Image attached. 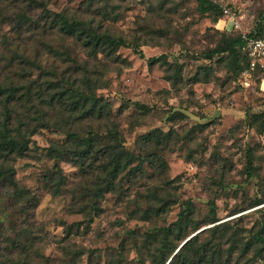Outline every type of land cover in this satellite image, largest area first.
<instances>
[{
    "label": "rangeland",
    "instance_id": "1",
    "mask_svg": "<svg viewBox=\"0 0 264 264\" xmlns=\"http://www.w3.org/2000/svg\"><path fill=\"white\" fill-rule=\"evenodd\" d=\"M35 1L0 0V84L9 77L19 87L27 84L28 80L17 75L21 67L17 64L19 56L12 57L15 50L18 54L26 50L28 57L40 65L41 69L35 66L28 70L29 79L41 75L40 81L49 77L46 74L50 69L58 76H67L74 59L87 68L88 74L104 80V86L91 94L108 101L112 111L109 120L89 125L102 130L115 126L127 148L146 155L144 173L129 176L128 181L124 178L120 193H107L98 200L102 210L97 215L87 199L80 196L82 190L76 191L83 178L70 162L59 163L68 184L54 196L45 180L54 161L44 148L62 140L68 126L57 108L45 117L50 123L56 121L57 127H38L40 124L33 118L39 119L40 109H46L40 107L44 106L33 94V87L35 107L27 110L30 103L22 105L23 101L13 107L14 126L23 125L21 131L29 139V146L9 164L19 185L34 196V204L23 208L18 204L6 218L15 225L20 221L27 224L39 239L35 255L58 263L62 247L73 242L85 251L79 264H87L90 249L92 259L102 264L107 253L118 248L127 229L142 236L157 232L177 218L181 201L187 199L199 217L205 215L209 200L214 199L218 222L239 218V224L246 229L264 217V202L253 203L264 197V91L255 74L248 76L216 57L208 60L201 55L215 46L220 36L217 31L234 35L251 30L264 11V0H211L220 5L221 18L225 20L216 23L200 13L196 0ZM43 7L90 21L100 31L121 36L130 44L116 48L114 56L97 53L94 57L78 41L56 29L40 26L34 35L23 31V26L17 31L16 15L26 11L38 22ZM224 8L230 10L238 28L224 15ZM132 45L141 49L143 57L135 53ZM150 57H155L151 63ZM178 67L179 77L175 78ZM79 72L78 69L74 75ZM85 123L78 128L87 129ZM154 128L172 130L175 136L159 146L141 143L140 135ZM247 151L252 155L251 177L246 174ZM154 153L166 159L163 172L154 162ZM155 186L163 195L166 191L161 186L165 187L174 202L163 212L150 214L147 195ZM77 222L78 234L66 240L65 228ZM138 258L128 243L124 264H138ZM143 264H151L148 256ZM258 264H264V260Z\"/></svg>",
    "mask_w": 264,
    "mask_h": 264
},
{
    "label": "trees",
    "instance_id": "2",
    "mask_svg": "<svg viewBox=\"0 0 264 264\" xmlns=\"http://www.w3.org/2000/svg\"><path fill=\"white\" fill-rule=\"evenodd\" d=\"M196 2L200 13L210 18L212 23H216L222 17V8L218 3L211 0ZM38 5L42 7L36 3V6ZM38 17L40 19L36 22L26 11L20 12L15 16L17 31L23 26V31L34 35L40 26L43 29H56L63 36L78 41L94 57L97 53L114 56L116 48L130 44L121 36L100 31L90 21L70 17L62 12H52L45 7ZM263 27L264 11H261L259 21L254 24L247 36H260ZM217 32L220 36L215 46L201 52V55L208 60L216 57L218 61L228 63L232 69L243 72L248 66V58L242 51L244 38L241 34ZM44 46L52 49L48 44ZM132 48L136 54L143 57L141 49L134 45ZM25 51L18 54L15 50L12 57L19 56L20 62L17 64L21 71L17 75L28 80L27 84L19 87L10 77L0 84V264H79L85 251L73 242H67V246L62 247L63 255L58 263L47 256L35 255L39 239L27 229V224L22 225L20 221V224L15 225L6 218L8 211L18 204L21 208L23 205L34 204L32 199L34 196H29L27 189L19 185L15 178V170L9 164L11 159L24 154L29 146V139H26L21 131L23 125L14 126L16 110L13 107L23 101L22 105L30 103L27 110L33 109L35 104L31 90L35 87L33 94H36L44 106L40 107L46 109V111L40 109L42 114L39 119L33 118L40 124L38 127H57L56 121L50 123V120L45 118L48 111H55L58 108L65 116L68 129L64 133V138L44 148L49 158L54 161L45 180L52 194L57 196L68 184V178L59 163L67 161L77 166L83 181L77 184L76 191L82 190L80 196L85 197L86 202L91 204L94 215L102 210L98 200L103 199L107 193L121 192L124 178L128 181L129 176L135 177L144 173L146 155L135 154L127 148L115 126L102 130L93 129L89 125L92 121L109 120L111 117L109 102L91 94L94 89L104 86L103 79L88 74L87 68L76 63L74 59H71L72 72L65 77L63 74L58 76L54 69H50L46 74L49 77H43L41 81V75L29 79L31 74L28 70L35 66L39 69L41 67L34 59H30ZM154 60L155 57L148 58L149 63ZM78 69L80 70L78 75L81 76L74 75ZM203 69L208 70L205 66ZM178 70L179 67L175 71V78L179 77ZM167 78L172 77L169 75ZM140 108L147 109L144 106ZM38 110L36 109V112L39 113ZM83 121H86L88 128L80 127V130L78 126ZM174 136L172 130L154 128L140 135L139 140L141 143L154 142L159 146L163 142L168 143ZM153 155L156 166L163 172L167 166L166 159L155 153ZM251 156V151H247L248 177L253 175ZM161 190H165L166 194H161L156 186L148 190L150 214L163 212L174 202L165 187L161 186ZM262 202L264 197L255 199L253 203L257 205ZM239 220L238 218L218 222L214 199L209 200L207 212L203 217L198 216L190 199L183 200L177 218L157 232L142 236L134 229H127L118 248L111 249L102 264H124V251L128 243L138 253V264H143L145 256L149 257L151 264H258L264 260V217H260L250 229L240 225ZM202 227L205 228L200 230ZM78 230V222L69 224L65 228V239L68 240L72 234L77 235ZM198 230L200 231L197 232ZM188 237L190 238L182 244ZM93 256V250L90 249L87 264H100L98 259H92Z\"/></svg>",
    "mask_w": 264,
    "mask_h": 264
},
{
    "label": "built area",
    "instance_id": "3",
    "mask_svg": "<svg viewBox=\"0 0 264 264\" xmlns=\"http://www.w3.org/2000/svg\"><path fill=\"white\" fill-rule=\"evenodd\" d=\"M223 12L224 15L232 19L233 26L238 28V22L231 16L230 10L224 8ZM219 21L224 22L225 20L220 18ZM257 21H259V18ZM248 32H250V30L241 32V36L244 38L242 51L248 58V66L245 68L243 73L248 76L255 74L256 78L259 80V88L264 91V27L260 36L248 37Z\"/></svg>",
    "mask_w": 264,
    "mask_h": 264
},
{
    "label": "water",
    "instance_id": "4",
    "mask_svg": "<svg viewBox=\"0 0 264 264\" xmlns=\"http://www.w3.org/2000/svg\"><path fill=\"white\" fill-rule=\"evenodd\" d=\"M204 228H205V227H202L200 230H202V229H204ZM200 230H198L197 232H199ZM194 234H195V233H194ZM194 234H193V235H194ZM191 236H192V235H191ZM191 236H190V237H191ZM190 237H188L185 241H183L182 244H183L184 242H186ZM182 244H181V245H182ZM181 245H180V246H181ZM180 246H179V247H180ZM179 247H178V248H179Z\"/></svg>",
    "mask_w": 264,
    "mask_h": 264
}]
</instances>
